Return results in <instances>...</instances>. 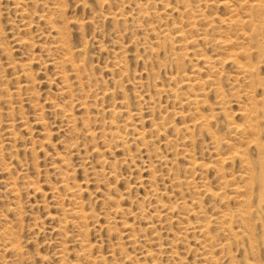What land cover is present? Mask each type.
I'll list each match as a JSON object with an SVG mask.
<instances>
[{
  "label": "rangeland",
  "instance_id": "obj_1",
  "mask_svg": "<svg viewBox=\"0 0 264 264\" xmlns=\"http://www.w3.org/2000/svg\"><path fill=\"white\" fill-rule=\"evenodd\" d=\"M0 114V264H264V0H0Z\"/></svg>",
  "mask_w": 264,
  "mask_h": 264
},
{
  "label": "bare ground",
  "instance_id": "obj_2",
  "mask_svg": "<svg viewBox=\"0 0 264 264\" xmlns=\"http://www.w3.org/2000/svg\"><path fill=\"white\" fill-rule=\"evenodd\" d=\"M25 1V0H24ZM227 1V0H226ZM249 2V1H248ZM178 3V2H177ZM26 5H27V3H25ZM41 4V3H40ZM24 5V4H23ZM260 5V4H259ZM235 6V5H234ZM236 7V6H235ZM249 7V6H248ZM26 10V9H25ZM231 10V9H230ZM39 12V11H38ZM45 15V14H44ZM47 16V15H46ZM208 17V16H207ZM201 18V17H200ZM43 19V18H42ZM52 20V19H51ZM226 22V21H225ZM230 22V21H229ZM240 22V21H239ZM229 24V23H228ZM254 24V23H253ZM252 24V25H253ZM262 25V24H261ZM254 26V25H253ZM256 26V25H255ZM49 28V27H48ZM200 28V27H199ZM255 28V27H254ZM258 28H259V26H258ZM62 29V28H61ZM63 31V30H62ZM66 37V36H65ZM229 38V37H228ZM246 38V37H245ZM63 40H66V38L65 39H63ZM31 41V40H30ZM66 42V41H65ZM226 42V41H225ZM64 43V42H63ZM51 45V44H50ZM54 45V44H53ZM187 45V44H186ZM223 45V44H222ZM31 46V45H30ZM263 47V46H262ZM51 48V47H50ZM64 51V50H63ZM208 53V52H207ZM206 53V54H207ZM60 55V54H59ZM66 55V54H65ZM70 55V54H69ZM189 56V55H188ZM65 57V56H64ZM191 58V57H190ZM212 58V57H211ZM232 58V57H231ZM31 59V58H30ZM63 59V58H62ZM179 59V58H178ZM69 60V59H68ZM60 65V64H59ZM211 65V64H210ZM238 65V64H237ZM235 66V65H234ZM244 66V65H243ZM62 67V66H61ZM58 68V67H57ZM236 68H238V67H236ZM239 68H241L244 72H247V73H249L250 71L247 69V67H239ZM59 69H60V67H59ZM66 70V69H65ZM63 72V71H62ZM234 73V72H233ZM190 75V74H189ZM66 77V76H65ZM80 77V76H79ZM259 84V83H258ZM259 85H262V83H260ZM234 89V88H233ZM11 93V92H10ZM32 93V92H31ZM239 93V92H238ZM22 94V93H21ZM178 95V94H177ZM196 96V95H195ZM20 97V96H19ZM193 97V96H192ZM249 98H250V96H249ZM162 105V104H161ZM167 105V104H166ZM199 106V105H198ZM68 108V107H67ZM11 109V108H10ZM65 110H66V108H65ZM155 112V111H154ZM13 113V112H12ZM1 115V114H0ZM260 116V115H259ZM199 120V119H198ZM2 123V122H1ZM0 123V124H1ZM88 123V122H87ZM188 123V122H187ZM205 123V122H204ZM14 125V124H13ZM90 129V128H89ZM188 129V128H187ZM15 130V129H14ZM76 130V129H75ZM254 130V129H253ZM256 130V129H255ZM258 130V129H257ZM90 131V130H89ZM256 132V131H255ZM193 133V132H192ZM15 135H16V133H15ZM139 135H140V133H139ZM94 138V137H93ZM250 138V137H249ZM237 142V141H236ZM48 144V143H47ZM98 144V143H97ZM259 146V145H258ZM260 147V146H259ZM99 149V148H98ZM262 149V148H261ZM263 150V149H262ZM99 151V150H98ZM92 166V165H91ZM61 168V167H60ZM68 170H69V168H68ZM16 179V178H15ZM263 179V178H262ZM109 181V180H108ZM263 181H264V179H263ZM262 181V182H263ZM67 183V182H66ZM35 185V184H34ZM110 189V188H109ZM78 191V190H77ZM80 193V192H79ZM18 194V193H17ZM69 196V195H68ZM82 196V195H81ZM68 198H70V197H68ZM81 198V197H80ZM217 199V198H216ZM78 201V200H77ZM73 202V201H72ZM82 202V201H81ZM247 207V206H246ZM70 209V208H69ZM9 210V209H8ZM245 212H247V211H245ZM84 217V216H83ZM83 219V218H82ZM23 220V219H22ZM13 224V223H12ZM86 227V226H85ZM209 231V230H208ZM13 234V233H12ZM207 242V241H206ZM208 243V242H207ZM21 244V243H20ZM14 245V244H13ZM22 245V244H21ZM208 245V244H207ZM14 247V246H13ZM19 248V247H18ZM17 248V249H18ZM14 249V248H13ZM152 252V251H151ZM61 255V254H60ZM16 256V255H15ZM10 257V256H9ZM14 258V257H13ZM150 258V257H149ZM208 258V257H207ZM4 259V258H3ZM7 261V260H6Z\"/></svg>",
  "mask_w": 264,
  "mask_h": 264
}]
</instances>
